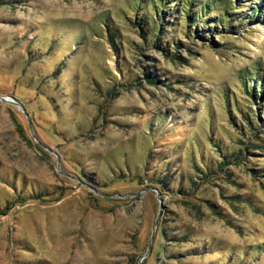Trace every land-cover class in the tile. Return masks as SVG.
<instances>
[{
    "label": "rangeland",
    "instance_id": "rangeland-1",
    "mask_svg": "<svg viewBox=\"0 0 264 264\" xmlns=\"http://www.w3.org/2000/svg\"><path fill=\"white\" fill-rule=\"evenodd\" d=\"M135 1L0 0V97L19 103L0 99V264H264V126L252 116L258 145L223 166L209 143L251 136L243 75L264 78V11L250 12L264 0L237 9L252 16L237 33H170L175 59L137 47ZM172 172L186 191L164 195Z\"/></svg>",
    "mask_w": 264,
    "mask_h": 264
},
{
    "label": "trees",
    "instance_id": "trees-1",
    "mask_svg": "<svg viewBox=\"0 0 264 264\" xmlns=\"http://www.w3.org/2000/svg\"><path fill=\"white\" fill-rule=\"evenodd\" d=\"M244 1L245 0H136L132 4L131 9L138 15L135 17V20H133L134 29L137 30V33L141 38V42L137 47L139 49H159L160 51H165L169 57L175 59V52L173 49H177L185 44L181 39H176L174 35L170 38V33L172 32L179 33V31H183L188 39L199 38L203 41L213 34L221 35L227 31L230 33H237L236 31H239V28L241 27L239 22H249L250 18L252 19V16H245L237 10L244 8ZM219 6L221 11H218ZM263 11L264 4L255 5L250 9V12L255 15ZM214 13H216V15L212 16ZM104 23L108 40L111 42L113 49L118 53V63L120 64L121 55H119L118 50L121 48L118 42V36L116 35V28L111 26L109 22ZM180 23H182L183 26H180ZM220 26L222 30H219ZM179 35L181 37L182 34ZM155 73L157 72H153L151 69L145 73L150 82L155 83L156 80L159 79ZM253 73L254 72L245 71L243 75V83L248 98L254 105H256V108L251 110L250 113L240 112L242 113L241 117H243L249 125L250 130H252L251 136L248 137V140H239L238 144L241 145V148L236 150L235 148L224 146V141L222 139L209 135V143L215 147L222 158V161L220 162L217 160V164H221V166L226 164L227 161H230L232 158L235 159L239 152H243L247 149L249 147L248 141L253 145H258V139L256 138L258 136H256L255 133L258 128L254 126L251 118L255 117L257 122L261 126H264V78L257 73ZM224 98L227 102V94ZM234 120L235 119L233 118V123L236 124L240 133L245 134L242 125L237 124ZM231 139L233 142H237L236 139L232 137ZM199 151H201V149H199ZM193 162L198 172L202 175L211 176L215 170L207 163L206 157L203 153L198 154V162L197 158L195 159L193 156ZM199 163L205 167V170L201 168ZM173 173L174 172L170 175L167 174L164 179H157L154 182V185L164 195L170 194L173 187L176 188L177 185L181 193L186 191L182 187L181 180H178L177 173ZM189 179L190 182H193L191 178ZM187 233V231L182 230L180 234L184 235V237L180 239L185 241L188 240L193 243L192 240H189V238L185 236ZM176 237L179 238L178 236ZM212 248L213 244L194 246L186 251L185 256L201 257L207 254H212ZM240 261H243V259ZM230 262L233 263V260Z\"/></svg>",
    "mask_w": 264,
    "mask_h": 264
},
{
    "label": "water",
    "instance_id": "water-1",
    "mask_svg": "<svg viewBox=\"0 0 264 264\" xmlns=\"http://www.w3.org/2000/svg\"><path fill=\"white\" fill-rule=\"evenodd\" d=\"M1 100H4L6 102H10V103H13V104H16V105H19V103L14 99V98H9V97H6V96H2L0 97ZM160 210H159V214H158V218H157V221L156 223H158V220L161 216V213H162V210H163V203H162V199L160 198Z\"/></svg>",
    "mask_w": 264,
    "mask_h": 264
}]
</instances>
